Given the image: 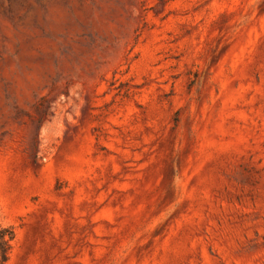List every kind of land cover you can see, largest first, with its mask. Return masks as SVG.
<instances>
[{
  "label": "rangeland",
  "instance_id": "obj_1",
  "mask_svg": "<svg viewBox=\"0 0 264 264\" xmlns=\"http://www.w3.org/2000/svg\"><path fill=\"white\" fill-rule=\"evenodd\" d=\"M6 264H264V0H0Z\"/></svg>",
  "mask_w": 264,
  "mask_h": 264
},
{
  "label": "trees",
  "instance_id": "obj_2",
  "mask_svg": "<svg viewBox=\"0 0 264 264\" xmlns=\"http://www.w3.org/2000/svg\"><path fill=\"white\" fill-rule=\"evenodd\" d=\"M13 239L14 231L12 227L0 225V264H6Z\"/></svg>",
  "mask_w": 264,
  "mask_h": 264
}]
</instances>
